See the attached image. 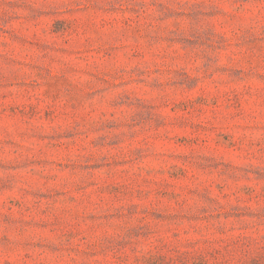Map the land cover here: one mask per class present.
Segmentation results:
<instances>
[{
    "label": "rangeland",
    "instance_id": "rangeland-1",
    "mask_svg": "<svg viewBox=\"0 0 264 264\" xmlns=\"http://www.w3.org/2000/svg\"><path fill=\"white\" fill-rule=\"evenodd\" d=\"M0 264H264V0H0Z\"/></svg>",
    "mask_w": 264,
    "mask_h": 264
}]
</instances>
